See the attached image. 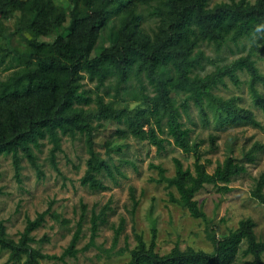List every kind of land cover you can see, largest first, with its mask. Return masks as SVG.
<instances>
[{
    "label": "trees",
    "instance_id": "obj_1",
    "mask_svg": "<svg viewBox=\"0 0 264 264\" xmlns=\"http://www.w3.org/2000/svg\"><path fill=\"white\" fill-rule=\"evenodd\" d=\"M211 1L0 0V38L5 42L0 45V68L9 73L0 81V158H12L17 177L23 158L42 176L37 153L51 145V163L57 169L55 159L62 152L63 139L83 136L90 158L81 183L104 192L109 188L100 176L106 174L118 185L115 172L120 169L96 151L94 135L104 124H116L120 140L148 142L159 153L173 145L195 157L194 171L175 159L172 178L166 177L162 167L153 168L159 170L158 184L177 191L178 198L170 193L171 201L206 222L196 196L207 185L229 192L228 185L247 173L248 165L255 164L264 149L255 143L243 161L229 157L210 174L202 163L201 144L194 142L193 130L183 122L184 116L190 119L193 104L202 122H212L216 131L240 126L262 129L256 115L240 106V99L226 100L215 91L227 78L239 86L238 73L246 72L253 104L264 113L260 91L264 74L255 59L257 51L264 54V0L222 2L213 7ZM16 18L15 34L23 40L22 48L12 44L6 31V23ZM53 35V42L43 40ZM102 38L109 44L100 48ZM245 39L254 45L247 57L199 75L205 69V44L221 51L228 43ZM86 83L94 89H86ZM252 195L264 205V174ZM131 197L137 208L134 188ZM49 212L28 222L19 243L0 226V249L10 251L13 264H22L24 256L25 264L57 258L42 255L30 245L31 234ZM96 222L97 218L92 242L97 237ZM255 228L256 223L247 219L224 237L209 233L214 246L211 254L176 246L167 255L156 251L153 230L150 245L137 236L138 245L127 264H239L243 245V255L251 257V264H264V241L258 239ZM122 231L121 225L116 239ZM81 232L79 225L70 247L57 259L76 257Z\"/></svg>",
    "mask_w": 264,
    "mask_h": 264
},
{
    "label": "rangeland",
    "instance_id": "obj_2",
    "mask_svg": "<svg viewBox=\"0 0 264 264\" xmlns=\"http://www.w3.org/2000/svg\"><path fill=\"white\" fill-rule=\"evenodd\" d=\"M231 1L237 0H212L211 6ZM18 22L17 18L8 21L6 31L12 38V44L22 48L23 40L15 34ZM55 38L56 35H53L43 40L53 42ZM4 43L0 38V45ZM108 44L102 38L99 47ZM252 46L246 39L238 44L228 43L221 51L205 44L202 48L206 55L205 69L199 75L204 77L215 72L218 66L231 65L247 57ZM255 59L264 74V54L257 51ZM3 68H0V81L9 75ZM238 74L241 81L239 86L227 78L225 85H220L215 94L226 100L240 99V106L256 115L262 129L240 126L216 131L212 122L209 125L202 122L193 104L190 107V119L186 116L183 118L186 126L193 130L194 142L201 144L202 163L207 165L210 174L229 157L243 161L245 153L255 143L264 147V113L253 104L248 74ZM86 89H94V85L86 83ZM260 91L264 95L262 87ZM118 129L116 124L106 123L94 135L96 151L110 165L120 169V172H115L118 185L106 174L100 176L103 184L109 188L104 192L93 191L81 183L90 158L83 136L63 139L62 152L55 159L57 169L51 163V145L47 144L42 152L37 153L42 176L23 158L22 172L17 177L12 158L1 157L0 226L5 227L8 238L19 243L28 222L36 221L39 216L50 211L42 226L31 234L34 241L30 245L42 255L61 258L70 247L79 225L82 232L76 246V257L68 256L63 260L40 259V264H127L131 260V251L138 245L137 236H142L150 245L153 230L157 237L156 251L160 255L169 254L176 246L181 249L191 247L211 254L214 246L209 240V233H214L218 238L224 237L247 219L256 223V235L260 241H264V205L252 195L258 179L264 174V149L257 162L248 165L247 173L228 185L229 192L207 185L196 196L195 199L207 217L204 222L193 218L188 210L171 201L170 193L178 198L177 191L175 188L167 189L166 184H158L159 170L153 168L162 167L166 170V177L172 178L176 172L175 159H179L185 169L194 171L195 157L184 154L173 145H168L164 152L159 153L148 142L133 138L120 140ZM132 188L138 201L137 208H134L131 197ZM95 218L98 232L92 242ZM104 220L105 223L102 222ZM121 225L123 231L116 239ZM245 249L246 245H243L238 257L239 264H251V257L243 255ZM26 260L24 256L22 264ZM0 264H13L10 251L0 249Z\"/></svg>",
    "mask_w": 264,
    "mask_h": 264
}]
</instances>
